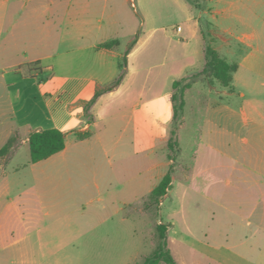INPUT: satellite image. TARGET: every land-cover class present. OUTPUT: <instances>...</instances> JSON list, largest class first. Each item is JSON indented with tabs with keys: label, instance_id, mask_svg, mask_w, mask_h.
<instances>
[{
	"label": "crops",
	"instance_id": "obj_1",
	"mask_svg": "<svg viewBox=\"0 0 264 264\" xmlns=\"http://www.w3.org/2000/svg\"><path fill=\"white\" fill-rule=\"evenodd\" d=\"M134 1L0 0V149L17 136L0 157V264H44L42 235L49 229H30L38 214L24 192L13 194L23 172L29 168L43 173V179L36 174L34 178L63 187L80 180L75 198L92 195L91 180L98 198L111 194L110 188L101 191L99 179L119 170L125 128L137 156L131 166L141 164L148 175L140 181L139 173L136 187L156 177L160 182L173 165L166 194L170 207L175 172L181 168L183 183L199 192L209 218L216 219L222 211L229 219L228 229L205 231L211 241L186 233L169 237L171 251L174 244L183 248L179 264H264V0H205L213 11L208 24L215 29V49L230 63V56L240 58L234 61L238 69L232 89L215 79L207 92L195 95L193 84L187 86L190 78L182 81L183 104L204 106V112L196 114L195 129L186 115L181 118L179 144L187 129L191 149L189 162L179 164L171 158L159 161L157 141L167 138L174 116L173 83L182 74L168 89L136 81L140 69L134 61L136 49L130 48L136 32L126 39L118 34L124 7L131 5L138 14ZM232 17L243 27L231 22ZM184 30L181 26L177 32ZM189 30L207 41L196 15ZM111 41L117 42L103 45ZM123 72L120 83L110 88ZM239 72L244 73L242 83L237 82ZM118 121L120 133L114 129ZM47 128L66 132L65 148L45 160L31 163L30 155L22 161L23 148L30 152V133ZM75 130L92 135L78 139ZM179 151L182 157V145ZM45 165L53 166L50 176ZM188 252L195 257L187 258Z\"/></svg>",
	"mask_w": 264,
	"mask_h": 264
},
{
	"label": "rangeland",
	"instance_id": "obj_2",
	"mask_svg": "<svg viewBox=\"0 0 264 264\" xmlns=\"http://www.w3.org/2000/svg\"><path fill=\"white\" fill-rule=\"evenodd\" d=\"M134 2L138 14L131 5L125 6L122 12L123 30L118 28V34L120 38L126 39L136 32L132 47L136 49L134 61L140 69L139 79L137 78L136 81L141 85L156 83L158 87L168 89L173 78L182 74V79L178 80L179 86L171 92V97L176 95L173 99L176 118L169 126L166 140L157 141V158L160 159L159 161L171 162L172 155L178 164L187 163L191 143L187 129H183L179 144L181 118L186 115L188 124L192 125L194 122L193 129H195V116L204 112V106L195 104L185 106L181 104L179 98H183L186 85H183L182 81L186 77L190 78L187 85L193 84L195 95L207 92L213 83L212 77L207 76L205 72H201L196 78L193 77L194 72L204 68L206 64L205 45L209 43L214 48L218 46V43H213L215 29L208 24L211 23L210 20L212 21L213 11L205 0H135ZM200 14L201 16H198ZM192 15H196L200 21L207 41L202 40L200 34L191 35L189 24ZM231 22L243 27L242 21L236 18L232 17ZM179 25L185 28L184 32H177ZM222 51L225 52L223 49ZM239 58V55L230 56L229 60L235 63ZM236 77L237 82L242 83L244 73L239 72ZM215 89L218 90L216 86ZM62 97L68 96L64 93ZM125 108L127 112V107ZM111 116L110 114L106 116L107 124L113 121ZM122 124L126 125V119ZM120 125V121L114 124L117 133H120ZM174 128L177 129V135L174 136L177 145L172 151L169 141ZM15 139L17 140V136ZM180 145L183 148L182 157L179 156ZM122 148L123 153L117 159L119 170L115 176L107 172L99 179L101 191L108 188L113 190L111 194H105L101 198H98L99 194L93 180H91L92 195L87 197L77 195L75 198L74 190L75 193H79L77 192L79 185L76 183L81 184L80 180L76 179L73 186L63 187L53 184L51 180H36L35 174L41 179L44 178V174L32 172L29 168L23 172L22 181L13 185V194L24 192L38 214L37 222L33 223L30 229L40 227L49 229L42 235L44 264H144L146 258L153 256L160 241L157 230L159 223L170 224L169 243L171 237L183 233L200 240H207L209 236L211 241L212 235H205V231L228 229L230 222L225 217V213L221 211V215L212 220L208 213L204 212L199 192L183 183L181 168L175 172L174 186L170 192L173 206H169L170 202L166 197L168 195L162 197L159 203L153 202L150 195L147 197L148 190L157 184L160 178L156 177L154 181L136 187L138 174L141 173L140 181L148 175L143 174L146 169L141 164L139 167L131 166V162L137 156L133 152L130 131L126 128ZM21 152L22 161H25L30 156L29 148L27 150L23 148ZM52 168L51 165L44 167L49 176L52 174ZM167 169L168 167L165 168ZM89 180L87 178L88 182ZM116 186L118 187L115 188ZM162 201L164 204H161ZM171 216L177 223L175 229L172 227ZM40 218H42L41 223ZM168 248L171 251L170 244ZM181 252L183 248L174 244L171 253L178 262L181 261ZM189 257L195 256L188 252L187 258ZM159 264L168 263L161 261Z\"/></svg>",
	"mask_w": 264,
	"mask_h": 264
},
{
	"label": "trees",
	"instance_id": "obj_3",
	"mask_svg": "<svg viewBox=\"0 0 264 264\" xmlns=\"http://www.w3.org/2000/svg\"><path fill=\"white\" fill-rule=\"evenodd\" d=\"M117 41H111L109 43H104L105 46H110L111 44ZM135 43L133 40L130 44V48ZM206 65L205 69L202 72H205L207 76L212 77L211 80H217L219 83L224 87L233 88V74L238 69L237 63H230L227 61L226 58L221 56V54L216 50L211 44H206ZM126 61V59H125ZM124 76V72L120 74V76L116 79L114 84L110 87L113 88L115 85L119 84ZM180 82L174 81L173 87L174 89L178 87ZM188 86V85H187ZM103 91H97L95 97L91 100L90 104L94 102L96 97ZM176 95H173L171 98L172 100L175 98ZM181 104L183 103V98L180 97ZM173 108H175V104H173ZM176 118V110H174L173 119ZM75 136L78 139H86L89 138L92 133L90 131L81 132L78 130L74 131ZM177 135V129L174 128L171 131V138L169 141V147L172 151H174V146L177 145V141L174 136ZM66 132L58 129V128H47V129H39L32 131L29 135V145H30V162L35 163L41 160H45L50 156L62 151L66 146ZM15 138H11L1 149H0V157L4 154H7L10 148L13 146ZM171 159L173 156H170ZM172 172H173V165L170 166L168 172L165 176L161 179L159 184L153 189L150 194V198L153 202L159 203L160 199L164 197L172 182ZM170 226L169 223H159L157 226V230L159 232L160 241L156 250L154 251L153 256H149L146 258L144 264H159L161 261H165L168 264H179L174 256L172 255L171 251L168 248L169 241H168V227Z\"/></svg>",
	"mask_w": 264,
	"mask_h": 264
},
{
	"label": "built area",
	"instance_id": "obj_4",
	"mask_svg": "<svg viewBox=\"0 0 264 264\" xmlns=\"http://www.w3.org/2000/svg\"><path fill=\"white\" fill-rule=\"evenodd\" d=\"M177 30L180 31V30H181V26H178V27H177Z\"/></svg>",
	"mask_w": 264,
	"mask_h": 264
}]
</instances>
